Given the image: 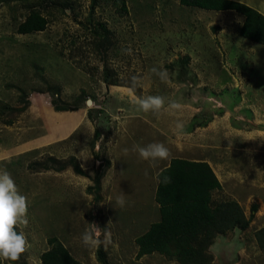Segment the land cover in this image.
<instances>
[{"label":"rangeland","instance_id":"374dc122","mask_svg":"<svg viewBox=\"0 0 264 264\" xmlns=\"http://www.w3.org/2000/svg\"><path fill=\"white\" fill-rule=\"evenodd\" d=\"M32 10L45 30L18 34ZM242 19L179 0H0V169L28 203L15 264L59 245L80 264H179L136 244L160 220L158 174L174 158L207 163L213 205L235 202L249 220L215 237L211 264H264V48L239 36ZM129 88L165 107L144 112ZM39 106L60 115L56 131ZM72 112L80 126L63 121ZM150 143L169 158L143 160L136 146ZM96 227L113 244L86 245L85 233L104 239Z\"/></svg>","mask_w":264,"mask_h":264},{"label":"trees","instance_id":"16d2710c","mask_svg":"<svg viewBox=\"0 0 264 264\" xmlns=\"http://www.w3.org/2000/svg\"><path fill=\"white\" fill-rule=\"evenodd\" d=\"M179 4L212 12H235L243 17L239 36L264 46V16L243 3L179 0ZM122 7L126 10L124 2ZM45 27L46 19L32 10L17 32L31 34L43 31ZM164 177H170V182L163 183ZM220 188L207 163L172 159L169 166L158 174L155 201L159 205L160 220L136 239L138 257L158 253L179 264H211L213 256L209 247L215 237L238 227L245 229L249 223L237 203L213 205L211 194ZM256 239L264 251V229L257 233ZM41 261L42 264H80L60 245L44 253Z\"/></svg>","mask_w":264,"mask_h":264},{"label":"clouds","instance_id":"9594fccd","mask_svg":"<svg viewBox=\"0 0 264 264\" xmlns=\"http://www.w3.org/2000/svg\"><path fill=\"white\" fill-rule=\"evenodd\" d=\"M151 71L162 79L167 78V71L152 68ZM128 95L133 103L138 105L144 112H159L165 107V98L162 96L138 97L134 89H127ZM171 109H179L180 104L171 102L168 105ZM182 128V125H177ZM139 156L150 162L166 160L170 156L169 149L163 143H150L146 146H136ZM127 151V150H126ZM170 177H164L163 183H169ZM118 204L124 206L126 201L124 194L118 199ZM28 203L27 197L21 195L15 181L6 169H0V264L9 261L15 264L22 253L28 248V241L25 235L17 230L18 225L28 224ZM97 228V227H96ZM98 234H103L104 239H96L92 233L83 235V242L86 245H100L101 243L113 244L111 232L104 233L97 228Z\"/></svg>","mask_w":264,"mask_h":264},{"label":"crops","instance_id":"0c3cea01","mask_svg":"<svg viewBox=\"0 0 264 264\" xmlns=\"http://www.w3.org/2000/svg\"><path fill=\"white\" fill-rule=\"evenodd\" d=\"M231 1L243 3V4L251 7L252 9L256 10L257 12H259L260 14H262L264 16V0H231ZM251 43H253V42H251ZM253 44H256V43H253ZM257 45H259V44H257ZM261 47L264 48L263 45H261ZM114 90H117V89L112 88V91H114ZM47 109H49V108L44 107V106H39L40 115L41 114L47 115L48 116L47 117L48 118V121L47 122L52 123V127L49 125L48 128L51 129V130H53V131H56V128H55L56 127V122H58V120H61L62 118L60 117V115H55V114H53L51 112H49L50 114L48 115L47 114V112H48ZM62 116H63V121H66L68 124H70V123L71 124H74L73 126L74 127L75 126L77 127L79 124H81V122H78L76 120V117L75 116L82 118V117H84V114L82 115L81 113H78V112H72V113L62 114Z\"/></svg>","mask_w":264,"mask_h":264}]
</instances>
